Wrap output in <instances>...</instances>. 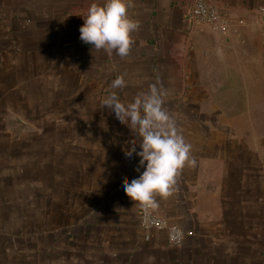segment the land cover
I'll use <instances>...</instances> for the list:
<instances>
[{"label": "crops", "instance_id": "obj_1", "mask_svg": "<svg viewBox=\"0 0 264 264\" xmlns=\"http://www.w3.org/2000/svg\"><path fill=\"white\" fill-rule=\"evenodd\" d=\"M94 2L0 0V264H264V0H210L218 28L188 0H133L123 58L80 40ZM119 76L125 104L164 93L192 145L152 209L181 248L145 242L122 191L137 142L101 103Z\"/></svg>", "mask_w": 264, "mask_h": 264}, {"label": "clouds", "instance_id": "obj_2", "mask_svg": "<svg viewBox=\"0 0 264 264\" xmlns=\"http://www.w3.org/2000/svg\"><path fill=\"white\" fill-rule=\"evenodd\" d=\"M132 7L133 0L92 3L86 16H82L80 40L97 51H114L122 58L128 56L133 43L131 33L139 27L129 16L128 10ZM125 86L123 76L114 79L111 91L101 103L115 114L120 124L128 127L137 142L127 143L128 155L124 160L131 162L134 157L139 158L138 176L125 182L122 191L147 211L158 207L157 195L168 197L172 194L181 169L186 164H195V160L191 157L192 145L186 142L164 106V93L153 86L149 92L141 93L125 104L115 91Z\"/></svg>", "mask_w": 264, "mask_h": 264}, {"label": "built area", "instance_id": "obj_3", "mask_svg": "<svg viewBox=\"0 0 264 264\" xmlns=\"http://www.w3.org/2000/svg\"><path fill=\"white\" fill-rule=\"evenodd\" d=\"M188 12L190 19L198 24L213 28L222 26L220 14L210 0H188ZM220 26V27H221ZM139 227L143 233V239L149 243L154 234H165L169 246L181 248L184 234L180 228L168 224L165 219L157 218L152 209L145 211L142 207L139 213Z\"/></svg>", "mask_w": 264, "mask_h": 264}, {"label": "rangeland", "instance_id": "obj_4", "mask_svg": "<svg viewBox=\"0 0 264 264\" xmlns=\"http://www.w3.org/2000/svg\"><path fill=\"white\" fill-rule=\"evenodd\" d=\"M233 76H235V74L233 73ZM234 77H233V87H232V98L233 99H235V98H237L236 96H235V90L237 89L236 87H234V84H235V82H234ZM258 107H259V105H258ZM242 108H243V105H242ZM253 108H254V104H253ZM264 118H261L260 120H262V122H264V120H263Z\"/></svg>", "mask_w": 264, "mask_h": 264}, {"label": "water", "instance_id": "obj_5", "mask_svg": "<svg viewBox=\"0 0 264 264\" xmlns=\"http://www.w3.org/2000/svg\"><path fill=\"white\" fill-rule=\"evenodd\" d=\"M20 126H24L21 122H17Z\"/></svg>", "mask_w": 264, "mask_h": 264}]
</instances>
